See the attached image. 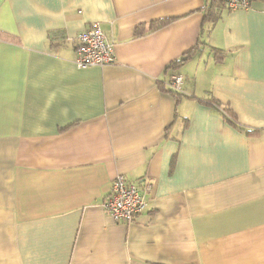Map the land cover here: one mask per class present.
<instances>
[{
  "label": "crops",
  "instance_id": "obj_1",
  "mask_svg": "<svg viewBox=\"0 0 264 264\" xmlns=\"http://www.w3.org/2000/svg\"><path fill=\"white\" fill-rule=\"evenodd\" d=\"M0 264H264V0H0Z\"/></svg>",
  "mask_w": 264,
  "mask_h": 264
},
{
  "label": "built area",
  "instance_id": "obj_2",
  "mask_svg": "<svg viewBox=\"0 0 264 264\" xmlns=\"http://www.w3.org/2000/svg\"><path fill=\"white\" fill-rule=\"evenodd\" d=\"M229 10L249 9L253 0H225ZM75 65L79 69L105 67L116 62L115 47L110 42L98 23L80 32L77 36ZM183 76L173 74L169 84L172 90L183 88ZM150 185L146 187L150 190ZM102 207L116 222L131 223L145 212L147 200L140 184L129 182L123 175L117 176L105 197Z\"/></svg>",
  "mask_w": 264,
  "mask_h": 264
},
{
  "label": "trees",
  "instance_id": "obj_3",
  "mask_svg": "<svg viewBox=\"0 0 264 264\" xmlns=\"http://www.w3.org/2000/svg\"><path fill=\"white\" fill-rule=\"evenodd\" d=\"M221 1H223L225 3V5H226L225 0H221ZM253 1H255V0H253ZM226 7H227V5H226ZM163 23H165V22L156 23V25L159 26V25H162ZM188 56H189V54H186L184 57L179 59L176 63L183 62L186 59V57H188ZM208 103H210L213 106H219L220 105V103L218 101L214 100L213 98H211ZM228 122H230V124H232V125H235V126L239 127L235 119H229L228 118Z\"/></svg>",
  "mask_w": 264,
  "mask_h": 264
},
{
  "label": "rangeland",
  "instance_id": "obj_4",
  "mask_svg": "<svg viewBox=\"0 0 264 264\" xmlns=\"http://www.w3.org/2000/svg\"><path fill=\"white\" fill-rule=\"evenodd\" d=\"M254 2V1H253Z\"/></svg>",
  "mask_w": 264,
  "mask_h": 264
}]
</instances>
